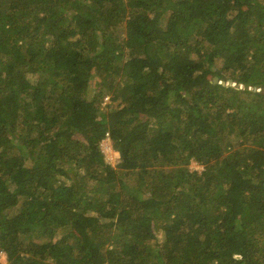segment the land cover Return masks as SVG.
Instances as JSON below:
<instances>
[{
    "label": "trees",
    "instance_id": "obj_1",
    "mask_svg": "<svg viewBox=\"0 0 264 264\" xmlns=\"http://www.w3.org/2000/svg\"><path fill=\"white\" fill-rule=\"evenodd\" d=\"M0 253L264 264V0H0Z\"/></svg>",
    "mask_w": 264,
    "mask_h": 264
},
{
    "label": "rangeland",
    "instance_id": "obj_2",
    "mask_svg": "<svg viewBox=\"0 0 264 264\" xmlns=\"http://www.w3.org/2000/svg\"><path fill=\"white\" fill-rule=\"evenodd\" d=\"M97 79L96 76L92 73V77L90 79V93H94L96 89V83ZM233 85V84H232ZM109 100H106V103H109L110 101V94H109ZM108 99V98H107ZM104 106V104H102ZM100 151L103 154L104 161L109 164L112 167H116V163L119 159V154L115 151V149L112 147V144L108 138L104 139L100 143ZM188 169L191 171H197L201 172L203 171V168L199 165H197L195 162H190L188 165ZM5 260L4 253H0V262L4 263L3 261Z\"/></svg>",
    "mask_w": 264,
    "mask_h": 264
},
{
    "label": "water",
    "instance_id": "obj_3",
    "mask_svg": "<svg viewBox=\"0 0 264 264\" xmlns=\"http://www.w3.org/2000/svg\"><path fill=\"white\" fill-rule=\"evenodd\" d=\"M214 83H216L217 82V80L216 79H214V81H213Z\"/></svg>",
    "mask_w": 264,
    "mask_h": 264
},
{
    "label": "clouds",
    "instance_id": "obj_4",
    "mask_svg": "<svg viewBox=\"0 0 264 264\" xmlns=\"http://www.w3.org/2000/svg\"><path fill=\"white\" fill-rule=\"evenodd\" d=\"M240 88H242V86L240 87ZM108 100V99H107ZM106 101V100H105Z\"/></svg>",
    "mask_w": 264,
    "mask_h": 264
},
{
    "label": "built area",
    "instance_id": "obj_5",
    "mask_svg": "<svg viewBox=\"0 0 264 264\" xmlns=\"http://www.w3.org/2000/svg\"><path fill=\"white\" fill-rule=\"evenodd\" d=\"M105 100H107V98Z\"/></svg>",
    "mask_w": 264,
    "mask_h": 264
}]
</instances>
